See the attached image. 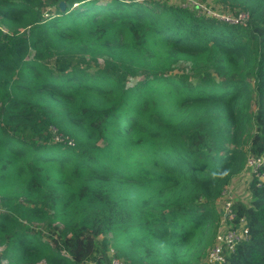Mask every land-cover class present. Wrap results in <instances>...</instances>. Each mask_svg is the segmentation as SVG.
Here are the masks:
<instances>
[{"label":"trees","instance_id":"obj_1","mask_svg":"<svg viewBox=\"0 0 264 264\" xmlns=\"http://www.w3.org/2000/svg\"><path fill=\"white\" fill-rule=\"evenodd\" d=\"M218 2L249 23L0 0V264H188L213 245L223 190L264 156V0ZM248 200L225 264H264V180Z\"/></svg>","mask_w":264,"mask_h":264},{"label":"built area","instance_id":"obj_2","mask_svg":"<svg viewBox=\"0 0 264 264\" xmlns=\"http://www.w3.org/2000/svg\"><path fill=\"white\" fill-rule=\"evenodd\" d=\"M209 15L230 24H240L243 26H246L250 21V13L246 11L240 12L237 15L218 14L213 12L209 13ZM53 130L55 132V129ZM60 138V136H56L55 139L56 141H62ZM262 170H264V156H249L245 170L238 175V178L248 176L252 179L256 176L260 178V180H264V171ZM260 171H262V173ZM237 196L238 194L233 190L230 184L222 192L220 200L223 201V206L221 211L219 210L221 217L219 216L218 231L213 245L207 250L205 257L206 264H225L227 258L236 251L238 245L250 239L249 228L245 218L237 220V213L233 209V206L237 202L244 201L242 199L239 200ZM109 263L129 264L125 260L118 258L114 250H110L109 252Z\"/></svg>","mask_w":264,"mask_h":264},{"label":"rangeland","instance_id":"obj_3","mask_svg":"<svg viewBox=\"0 0 264 264\" xmlns=\"http://www.w3.org/2000/svg\"><path fill=\"white\" fill-rule=\"evenodd\" d=\"M158 2H168L170 4L173 5H179V6H193V7H197L200 11H203L206 13V15L209 13H218V14H223L222 10L224 9V5L220 4L218 2V0H156ZM218 2V3H217ZM89 62V66L93 69H96L100 66L103 65V60L101 58H98L95 61H88ZM188 65V64H187ZM185 65V67L187 66ZM176 71L178 72H182L181 68L178 66L176 68ZM136 79H131L128 82V86L132 87L135 83H136ZM251 182V178H249L248 176H244V178H235L230 186L233 187V190L238 194V199L239 200H244V201H249V184ZM223 206V201L219 200L217 203V211L219 213V216L221 217V214L219 212V210L221 211ZM109 238H111V236H109ZM211 246H208V248ZM3 248H0V252H2ZM198 253L193 254V256H190L188 259V264H206L205 263V254L207 252L206 250H202V248H200L198 250ZM87 264H95L94 262H89ZM110 264V263H109Z\"/></svg>","mask_w":264,"mask_h":264},{"label":"water","instance_id":"obj_4","mask_svg":"<svg viewBox=\"0 0 264 264\" xmlns=\"http://www.w3.org/2000/svg\"><path fill=\"white\" fill-rule=\"evenodd\" d=\"M61 6H62V7H64V6H65V4H64V3H62V4H61Z\"/></svg>","mask_w":264,"mask_h":264}]
</instances>
